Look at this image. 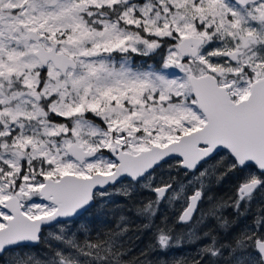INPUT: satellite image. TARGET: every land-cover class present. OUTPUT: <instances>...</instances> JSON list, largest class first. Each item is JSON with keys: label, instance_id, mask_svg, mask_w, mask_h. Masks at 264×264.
Here are the masks:
<instances>
[{"label": "snow or ice", "instance_id": "1", "mask_svg": "<svg viewBox=\"0 0 264 264\" xmlns=\"http://www.w3.org/2000/svg\"><path fill=\"white\" fill-rule=\"evenodd\" d=\"M0 264H264V0H0Z\"/></svg>", "mask_w": 264, "mask_h": 264}, {"label": "trees", "instance_id": "2", "mask_svg": "<svg viewBox=\"0 0 264 264\" xmlns=\"http://www.w3.org/2000/svg\"><path fill=\"white\" fill-rule=\"evenodd\" d=\"M96 210L94 209L93 212H95ZM132 242V241H130ZM146 242V238L145 239H141V240H136L134 241V243H136L137 245H139L140 247H143V244ZM138 250V249H137Z\"/></svg>", "mask_w": 264, "mask_h": 264}]
</instances>
